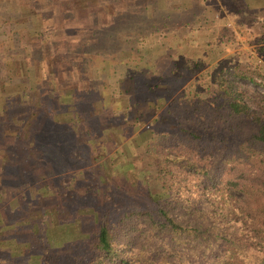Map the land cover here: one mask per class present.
Wrapping results in <instances>:
<instances>
[{
    "label": "trees",
    "instance_id": "trees-1",
    "mask_svg": "<svg viewBox=\"0 0 264 264\" xmlns=\"http://www.w3.org/2000/svg\"><path fill=\"white\" fill-rule=\"evenodd\" d=\"M99 1L109 3L106 0L17 3L16 17L10 26L16 25L6 37L8 50L3 56L0 54V181L5 166H14V158L23 160L21 176L30 168L27 162L32 161L28 159L32 137L20 145L19 134L14 138L7 130L15 123L19 129H29L34 115L63 123L64 135L73 138L77 133L75 123L80 122L88 137L84 135L86 140L82 141L86 152H75L76 160L87 155L94 156L93 159L102 157V152L96 149L103 137L111 141L112 134L92 135L96 130L90 119L97 113L89 110H93L95 99L103 100L106 84L90 83L84 75L86 64L106 60L133 64L146 84L140 101L152 108L143 118V128L149 133L138 142L134 140L135 133L129 138L133 151L124 145L123 150L119 149V155L131 160L126 166L130 176L128 187L106 181L101 207L92 220L90 244L72 245L70 262L66 264H264V95L261 97L236 83L239 77L250 81L261 77L264 87V71L244 67L235 58H219L220 42L210 44L206 39L212 32L197 31L180 37L181 46L172 51L164 48L163 41L156 52L149 47H132L131 42L128 49L105 43L103 36L107 30L118 35V42H129L121 31L122 25L134 24L127 20L130 12L124 7L126 0L109 7L97 5ZM133 2L135 10L145 8L141 0H131L130 4ZM62 4L65 10L61 9ZM156 5L165 9L162 24L172 21L178 13L177 4L168 6L163 0H156ZM25 6L35 8L39 25L33 23H36L34 15H21L20 9ZM60 10L67 13L63 19ZM187 11L202 15L198 3ZM56 13L62 19L60 26H55ZM182 21L194 23L188 18ZM30 33H34L33 41L28 39ZM60 38L65 45L62 52L56 50ZM67 41L75 43L68 45ZM30 43L36 48L35 55L30 57L38 64L32 81L27 72ZM42 46L49 52L56 50L58 59L49 58L48 52L40 50ZM203 53L205 59L201 60ZM203 65L206 68L199 70ZM29 81L34 103L29 101L32 97ZM76 91L85 92L88 100H74ZM64 95H71L70 104L80 103L82 110L75 113L73 105L59 101ZM88 103L91 107L85 108ZM67 110L71 112L67 113L69 123L61 116ZM110 111L104 112V120H122L124 113ZM104 120H96L100 129L107 128ZM33 159L39 164L38 157ZM41 176L36 175V179ZM4 188L0 182V251L7 249L0 252V264H62L57 258L53 260L51 240L57 239L55 226L60 224L59 220L62 224L65 220L66 223L72 219L86 220L68 216L60 219L70 211L53 213L54 207L59 206L53 198L49 205L51 213L44 209L24 229L29 243L17 246L14 236H20L22 231L19 232L18 224L14 225V214L6 216ZM73 200L69 196L67 208ZM47 205L42 204L43 208ZM15 216L20 220L18 213ZM34 248L39 252L31 250Z\"/></svg>",
    "mask_w": 264,
    "mask_h": 264
},
{
    "label": "rangeland",
    "instance_id": "rangeland-1",
    "mask_svg": "<svg viewBox=\"0 0 264 264\" xmlns=\"http://www.w3.org/2000/svg\"><path fill=\"white\" fill-rule=\"evenodd\" d=\"M106 1L109 3L106 4L104 1H99L97 5L109 7L110 4L115 3L116 5L121 2V0ZM126 1L127 3L124 4V7L126 9L129 8L127 10L130 12L127 20L134 25L133 27L122 25L121 31L129 38V42H118V35L111 30H107L103 36L105 43L114 44L121 49H128L131 42L132 47L143 49L149 47L156 52L159 50V45L161 46L160 41H163L164 48L172 51L175 47L179 48L181 46L180 37L191 36L197 31L204 33L212 32L210 36H206V39L210 44L220 42L222 53L219 58H235L244 67L247 66L258 71H264V0H163L168 6L178 5V13L176 16H173L174 19L163 24L161 22L166 18L165 9L158 8L157 5L155 7L156 0H141L145 4V8L138 10H135L134 2L130 4L131 0ZM18 2L19 0H0L1 56L7 53L8 34L12 33L14 25H16L14 23V25L10 26L12 24L11 20L13 17H16L14 10L18 6ZM194 3L200 4L202 9L201 16H199L200 14H193L187 11ZM62 5L61 9L65 10L64 4ZM20 10L21 15L26 17L29 14L34 15L35 19L33 20L36 23L32 21L35 25H39L40 19L35 15V8L25 6ZM60 12L63 19V14L67 13H63L62 10ZM53 16L57 18V25L55 26H60V20H62L58 19L61 18L60 14L56 13ZM92 17L94 18L95 15ZM184 18L193 19L194 23H184L182 21ZM4 37L5 40H2L1 38ZM65 38L70 40L69 36ZM28 39L29 41H33L34 33L28 34ZM41 39H43V36ZM60 40V45H57L58 48L56 49L58 52L65 50L63 39L60 38ZM67 42L68 45H74L75 43ZM35 49L34 44L30 43L27 72L31 81L33 71L38 67L35 60L30 57V55H35ZM40 50L48 52L49 58L55 61L58 59L59 53H55L56 50L49 52L43 46ZM171 55L172 57L175 56L174 53ZM182 55L185 56V52ZM205 55V53L201 54L200 59L204 60ZM160 65L163 66V64ZM205 68L206 66L203 65L199 70H204ZM195 72L197 74L198 69ZM84 75H86L90 83L106 84L103 100L100 102L95 99L94 106L91 108L96 111L91 110L90 112L89 110V113H97L96 115H92V119L103 121L105 119L104 112L109 109L111 110L110 113H124L121 117L122 120L119 122L114 121V119L109 122L104 120L105 124L107 122L105 125L107 126L106 130L94 126L95 122L94 124L91 123L96 130L93 135L98 136L101 133V135H105V132H107L106 136L112 134L111 141L109 139L105 140L104 137L102 138V144L105 143L106 146L102 147V144H99L96 149L102 152L103 156L93 159L94 156L87 155L84 159L76 160L75 152H78V154L86 152V146H83L82 141L86 140L85 136L88 137V134H84L80 122L78 124L77 122L75 123L77 133H75L73 138L71 135H64L65 129L63 123L57 122L55 124L54 118H48V116L41 114L34 115L32 118L33 124L29 126V129L26 128L25 131L19 129L15 123L14 127H10L7 130V134H14V138L15 134H19L20 138L17 142L20 145L29 137H32L33 140L30 142L32 150L28 157V159L32 158V161L27 162L30 168L28 167L24 170L25 172L22 173L21 178H17V174L20 173V168H17V164L14 163V166L7 165L0 181L1 185L5 187L4 197L7 199V202H5L6 216L14 214V225L18 224V227H21V230H19V232L22 231L19 234L20 236H14V242L17 246L29 243V239L24 235V229L30 225L31 220H37L44 209H48L51 213L49 205L53 198H55V201L58 200L59 205L57 209L54 207L53 213L58 212V215H61L67 209L70 211L68 215L61 216L60 219L68 216L70 218L80 217L86 220L79 222L78 219H72L68 223L65 220L64 224L59 220L60 224L55 226L58 229L55 231L57 239L51 240L53 244V260L57 258L62 264L70 262L72 245L84 247L90 244V230L93 227L92 220L101 207L102 197L104 196L103 190L105 184H107L106 181L110 183L120 182L123 187H128L130 176L128 177L129 172L126 166H129V163L131 164V160L127 159V162L124 155H119L118 151L119 149L123 150L124 146L133 151L129 138L135 133L134 140L138 142L149 133L147 129L143 128V118L146 113L152 110V108L147 107L146 103L142 104L140 101L143 89L146 90V84L138 74L135 65L109 63L107 60L96 61L91 65L86 64ZM236 83L248 88L257 95H261V97L264 95V87H262L263 79L261 77H256L255 81L239 77L236 78ZM31 84L32 82L29 81L28 86L32 96L29 101L30 103H34L35 97L33 100ZM71 98V95H64L60 97L59 101L65 102L69 106L73 105L75 113H77L78 109L82 110L80 103L70 104ZM74 98V100H82L83 98L88 100L87 94L81 91H76ZM90 107L89 103L85 106V108ZM67 113L71 114L67 110L61 115L64 122L66 121L65 123L71 121V119H69L70 121L66 120V117H69ZM135 124H138L139 127ZM95 140H92V142ZM53 146L56 155H52V151L50 150ZM28 149L29 147L24 152L28 153ZM18 151H21V148H18ZM35 157L39 158V164L34 161L33 158ZM16 161L21 166L23 160L17 158ZM13 170L14 172H12ZM36 175L42 176L36 179ZM136 181L139 184L141 180ZM69 196L74 198V200L70 202L69 208H67L66 201H68ZM76 198H79V200H76ZM43 203H47L48 207L43 208ZM16 213L19 214L20 220L15 216ZM68 243L71 244L68 245ZM9 247L12 250V246ZM31 250L36 253L37 251L39 252L38 248ZM5 251L7 249H3L0 252L4 253Z\"/></svg>",
    "mask_w": 264,
    "mask_h": 264
},
{
    "label": "crops",
    "instance_id": "crops-1",
    "mask_svg": "<svg viewBox=\"0 0 264 264\" xmlns=\"http://www.w3.org/2000/svg\"><path fill=\"white\" fill-rule=\"evenodd\" d=\"M66 120H68V118L66 117ZM90 121H91V123L92 124H94V122H95V126L97 125V123H96V120L95 119H90ZM55 124H57L56 122H54ZM59 123V122H58ZM98 126V125H97ZM81 131H82V129H80ZM104 130H106V129H104ZM93 135V134H92ZM97 136V135H96ZM54 148V146L52 147V148H50V150L52 151V155H56L54 152H56L55 151V149H53ZM14 163H16L17 164V168H20L21 166L19 165V163L16 161V159L14 158ZM15 165V164H14ZM19 174V173H18ZM17 174V178H21V175L19 174L18 175ZM20 176V177H19Z\"/></svg>",
    "mask_w": 264,
    "mask_h": 264
}]
</instances>
